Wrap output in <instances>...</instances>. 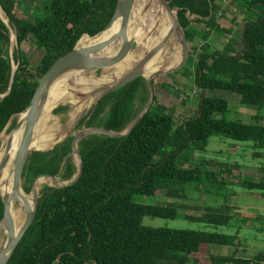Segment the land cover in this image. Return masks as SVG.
I'll return each mask as SVG.
<instances>
[{"label": "trees", "instance_id": "trees-1", "mask_svg": "<svg viewBox=\"0 0 264 264\" xmlns=\"http://www.w3.org/2000/svg\"><path fill=\"white\" fill-rule=\"evenodd\" d=\"M168 1L178 9L187 42H201L199 47L194 46L199 51L194 70L195 84L201 89L198 111L177 124L171 111L158 103L155 93L153 105L129 134H93L83 138L79 142L81 176L72 185L45 186L40 191L36 218L7 264H197L203 259L209 261L207 264H264V250L252 257L238 256L236 251L228 256L211 254L212 245L237 249L241 244V228L235 224L238 219L232 205L206 208L200 215H183L209 230L142 224L148 216L176 219L181 215L176 206L147 204L139 199L156 198L159 191L173 186L192 185L207 195L220 197L223 192L228 197V180H235L243 189L264 193V177L258 181L242 177L236 171L237 164L217 171L205 169L204 161L199 167L183 165L189 161L183 153L206 152L214 136L252 142L253 156L264 155V125L226 119L229 103L205 95L226 91L238 95L241 105L264 110V0H242L247 10H263L256 20L245 18L242 36L227 38L223 49L214 47L210 40L216 32L232 35L219 23L222 14L218 0ZM118 2L52 0L46 15L31 22L21 18L19 0H0L18 43L13 51L18 66L13 75L11 33L0 12V95L11 87L10 93L0 99V135L12 118L15 128V116L30 106L44 75L72 52L80 39L78 47L109 33L112 27L89 38L108 27ZM191 16L196 18L191 20ZM30 39L42 53L37 65L22 51ZM153 82L154 92L155 85L168 91L166 87L170 85L160 77ZM149 99L148 81L140 77L103 96L83 122L89 118L87 127L123 132ZM65 109L58 107L54 114ZM253 119L258 122L257 115ZM72 140L68 137L54 148L51 146L53 149L49 147L52 150L31 153L22 174L25 192H31L36 179L43 175L63 181L73 178L78 167L72 157ZM3 216L0 194V222ZM259 219L264 221V216ZM230 228H236V233L224 232Z\"/></svg>", "mask_w": 264, "mask_h": 264}, {"label": "rangeland", "instance_id": "rangeland-1", "mask_svg": "<svg viewBox=\"0 0 264 264\" xmlns=\"http://www.w3.org/2000/svg\"><path fill=\"white\" fill-rule=\"evenodd\" d=\"M51 2L52 0H19L21 11L20 16L27 21L35 22L36 19H41L46 15L48 11L47 7ZM218 4L221 7L220 14H222L220 15L219 23L223 28L232 31V35L226 33L220 34L217 32L212 34L210 39L213 42L212 45L218 49H223L227 42V38L241 37L244 19L249 18L256 20L260 11L263 10L261 7L247 10L245 3L242 0H218ZM93 45L96 46V44ZM200 45L201 42L199 40H196L193 43H188L189 55L185 66L179 72L160 76L162 81L170 85L166 87L168 91H162L158 85H155V93L158 98V103L164 104L171 111L176 119L177 124H181L186 117L194 116L199 108L201 89L195 84L194 81V70L199 51L196 50L194 46L199 47ZM16 47L17 43L16 45L13 44V47L10 49L12 58L13 51ZM138 48L139 44L135 42L131 52L138 50ZM22 51L32 61L33 65H37L42 59V53L39 51L38 47H36L33 39H30L24 43L22 46ZM115 54H117V48L113 50L112 57ZM14 66L16 65L14 64ZM78 70L79 69H76L77 72ZM83 73L97 77L101 75L102 71L99 70L96 72H87L83 70ZM205 95L207 97L222 98L229 103V112L225 115L226 119L248 124L258 123L264 125V110L259 112L255 107L241 105L240 97L238 95L226 91H214V93L206 92ZM58 107H66V109L61 114H58V116L62 117L68 115L69 111L71 110L70 104L58 105L55 107V109ZM55 109L52 110L53 114ZM90 110L86 113L85 117L89 114ZM255 115L258 116V122L254 121L253 119ZM14 119H16L15 121L18 122L19 116H15ZM62 122L64 125L67 123L66 119H63ZM82 126L83 125H79L77 130H80ZM13 129L14 128L11 122L4 133L7 132V134L10 135ZM73 134L71 133V135L68 137H72ZM1 148L2 141L0 140V150ZM254 151L255 150L253 148L252 142H237L226 137L214 136L210 139L206 152L201 153L187 151L183 153V156L189 160L188 163L183 165L184 167H199L204 161L205 169L217 171L219 168H231L233 164H237L238 168L236 171H238L242 177L249 178L253 181H258L264 177V155L256 158L253 156ZM200 161H202L201 164ZM75 163H78L76 159ZM228 184V197H225L223 192H220L222 195L220 197L207 195L203 190L195 189V186L188 185L182 188L180 186H173L163 191H159L158 197L156 198H139L144 199L143 202L147 204H165L176 206L181 214L176 219H163L148 216L143 219L142 224L143 226L153 228L209 230L206 225L190 222L186 220L183 215H200L206 208H223L226 205H232L233 215L235 219H238L235 224L241 228L239 230L241 244L237 249L233 247L229 248L228 255H231L236 251L240 254L244 252L242 254L245 257H252L259 251L264 250V221L259 219V217L264 216V193H256L243 189L238 186L235 180H228ZM45 186L49 185L44 184L40 191ZM58 186L59 185L56 183L55 186L50 187ZM230 194L233 196H230ZM4 225L5 224L2 226ZM236 230V228H230L225 229L224 232L228 234H235ZM226 249L227 248L222 246L212 245L211 253L213 255H220L221 253H224V250Z\"/></svg>", "mask_w": 264, "mask_h": 264}, {"label": "bare ground", "instance_id": "bare-ground-1", "mask_svg": "<svg viewBox=\"0 0 264 264\" xmlns=\"http://www.w3.org/2000/svg\"><path fill=\"white\" fill-rule=\"evenodd\" d=\"M120 26L121 19L119 18L107 35L98 39H90L92 41L91 43L81 44L77 50L95 46L93 44L105 40L110 34L117 32ZM168 36L170 38L163 49L145 64L144 71L146 75H150L156 70H166L178 65L181 60V45L175 31L174 19L160 0H135L128 28V38L139 44L138 50L130 52L119 63L103 69L100 76L86 75L81 69H79L78 72L76 69H72L57 78L48 89L43 99L40 117L35 127L33 139L29 143V149H50L49 147H54V145L62 142L66 137L71 135V133L73 134L72 125L74 122H76L82 114H86L98 99L99 94H92V92L116 83L141 62L151 51L155 50L159 45H162ZM16 43L17 38L15 32H13L12 46L13 44L16 45ZM120 47V39L116 35H113L109 42H107L96 55L112 57L113 50L117 48L118 53ZM68 104L71 105V110L68 115L62 117L53 114L52 110L55 109L56 106ZM18 116V121L21 122L20 126L17 129L14 128L10 135L7 134V132H3L2 137L0 136V140L2 141L0 162L5 154L8 143H12L11 152L9 153L10 161L0 175V193L4 197L16 194L13 165L21 144L27 113ZM63 119L67 121L65 125L62 122ZM39 179L42 180L37 182ZM39 179L34 186L37 193L44 184L55 186L57 183L61 185L49 177H41ZM33 206V193H26L23 188L20 189L13 203L12 210L16 232L19 231L25 222L27 208H33ZM8 241L9 237L4 225L0 228V259L6 250Z\"/></svg>", "mask_w": 264, "mask_h": 264}, {"label": "water", "instance_id": "water-1", "mask_svg": "<svg viewBox=\"0 0 264 264\" xmlns=\"http://www.w3.org/2000/svg\"><path fill=\"white\" fill-rule=\"evenodd\" d=\"M160 1L162 2L164 7L166 8V10L171 14V16L173 17L174 22H175V31L178 35L179 43L181 45V60H180L179 64L177 66H175L174 68H168L166 70H156V71L152 72L150 75L145 74V71H144L145 70V68H144L145 64L154 55H156L161 49H163V47L167 44V42L170 38L168 36L162 45H159L157 48H155V50L151 51L147 56H145V58H143V60L141 62H139L130 72H128L125 76H123L116 83L92 92V94L93 93L99 94L98 99L94 104V107H96L99 100L103 96L110 94V93L122 88L123 86L133 82L134 80H136L140 77H143V78L147 79V81H148L149 90H150V99H149L148 104L144 107V109L140 112V114L136 117V119L123 132H113L111 130H108V129L102 128V127H87V122H88L89 118H87L83 122L82 128L80 130H77V127L82 123V120L86 115V114H82L81 117L76 122H74V124L72 125V130L74 132V134L72 136L73 137V140H72V156H73L74 162H75V159L78 161V163L76 164L78 167V172L73 176L72 179H70L68 181H63L57 176H50V175H43V176L39 177V178L49 177V178H52L53 180H55L61 184L55 188L66 187V186L72 185L81 176L82 171H83V162H82V157H81L80 152H79V142L83 138H85L89 135H93V134H104V135H107L110 137H122V136L129 134L136 127V125L142 120L144 115L149 111V109L151 108V106L154 103V97H155L154 82H153L154 78L160 77L162 75H169L171 73L179 72L187 63V59H188V55H189V47H188V42H187L185 30H184V28H183V26H182V24H181V22L177 16L178 9L173 8L170 5L168 0H160ZM134 5H135V0H119L115 16H114L113 20L111 21V23L108 25V27L103 32L98 34L97 36L89 37V38H96V37L100 36L107 29L112 27V25L119 18L121 19L120 29L113 34H110L105 40L97 43L96 46L92 47V48H85L82 50H77L78 44L82 40V39H80L72 52H70L67 56H65L62 59H60L59 61H57L47 71V73L44 75V77L42 78V80L40 81V83L36 89V92L34 94V97L31 101L30 106L24 112L21 113V114L27 113V117H26V122H25V127H24V132H23L21 144H20V147H19L17 154L15 156L14 165H13L14 187H15L16 194L13 196L4 197L0 193L2 198H3V202H4V216L0 222V225L5 224V228H6V231L8 233V237H9L8 245L6 247V250L4 251L2 258L0 259V264H7L8 263L12 254L14 253L15 249L17 248L18 244L20 243L21 239L23 238V236L25 235L27 230L30 228V226L33 224V222L36 218L37 209H38V202H39V192L37 193L35 191L34 185L39 178H37L36 181L34 182V185H33L32 191H31L34 195V206H33V208H31V207L27 208V210H26L27 214H26L25 222L23 223L22 227L19 229L18 232L15 231V223H14L13 214H12L13 203L15 201L17 194H19L20 189L23 188L22 174H23L25 164L27 163L28 158L33 151H49V150H30L29 149V143L33 139L35 127H36L37 122H38L39 117H40L42 102H43V99H44L48 89L51 87L53 82L59 76L68 72L69 70L81 69V70H85L87 72H96L99 70L102 71L103 69L111 67V66L119 63L120 61H122L131 52L133 44L135 43V41L129 40V38H128V28H129V23H130V19H131V15L133 12ZM0 12H1L2 19L7 24V27L9 28L10 33H11V46H10V49H11L13 47L12 46V34L15 31L10 26L9 20L6 17V14L3 11L1 6H0ZM189 18L191 20H194L196 17L191 16ZM15 35H16V33H15ZM113 35H116L121 41V47H120V50L118 51V53L115 54L113 57H104V56H100V55L97 56L96 53H98V51H100L103 48V46L107 42H109V40L111 39V37ZM17 46H18V43H17ZM14 64L15 63H14L13 58H12L13 75L15 74L17 67H18L16 64H15L16 66H14ZM10 90H11V87L8 90V92H6L3 95H0L1 99H3L6 95H8L10 93ZM21 114H19V115H21ZM12 119H11V121H12ZM11 121L8 123L7 127L10 125ZM20 123L21 122H19V121L17 122L15 129H17L20 126ZM6 128H5V130H6ZM11 147H12V143L9 142L7 147H6L5 154H4V156L0 162V175L3 172V170L5 169V167L7 166L8 162L10 161L9 153L11 152ZM52 149H50V150H52Z\"/></svg>", "mask_w": 264, "mask_h": 264}, {"label": "crops", "instance_id": "crops-1", "mask_svg": "<svg viewBox=\"0 0 264 264\" xmlns=\"http://www.w3.org/2000/svg\"><path fill=\"white\" fill-rule=\"evenodd\" d=\"M20 4V3H19ZM222 247H224V246H222ZM240 247V246H239ZM225 248H227L226 250H224V253H221L220 255H222V256H228V251H229V248H231V247H225ZM242 249V248H241ZM242 252V251H241ZM242 253H244V252H242ZM240 254V253H237V255L238 256H243V254ZM212 254V253H211ZM213 255V254H212ZM232 255V254H231ZM207 263H209V261L208 260H206V259H203V260H201L199 263H197V264H207Z\"/></svg>", "mask_w": 264, "mask_h": 264}, {"label": "clouds", "instance_id": "clouds-1", "mask_svg": "<svg viewBox=\"0 0 264 264\" xmlns=\"http://www.w3.org/2000/svg\"><path fill=\"white\" fill-rule=\"evenodd\" d=\"M12 122V121H11Z\"/></svg>", "mask_w": 264, "mask_h": 264}]
</instances>
